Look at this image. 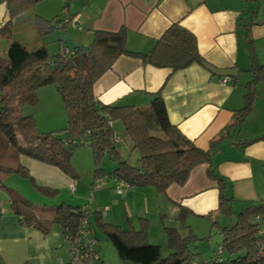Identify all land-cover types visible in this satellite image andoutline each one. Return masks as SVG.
<instances>
[{
  "label": "crops",
  "instance_id": "crops-1",
  "mask_svg": "<svg viewBox=\"0 0 264 264\" xmlns=\"http://www.w3.org/2000/svg\"><path fill=\"white\" fill-rule=\"evenodd\" d=\"M66 4L73 23H66L65 29L76 41L73 47L87 46L96 30L115 32L122 28L126 48L147 53L162 33L178 22L195 35L205 62L217 69H235V77L215 75L197 63L174 71L122 54L93 84V94L103 104L145 107L152 95L159 93L171 124L199 149L207 150L214 144L211 166L225 181L226 194L233 197V209L264 200V80L256 85L249 116L240 127L231 125L244 104L245 85L251 77L247 31L258 63H264L261 4L253 0H69ZM49 12L34 15L51 19ZM17 18L12 19L13 29ZM9 20L5 3H1L0 29ZM16 40L30 48L44 45L39 38L33 44ZM39 90L58 92L54 85ZM118 152L124 159L121 142ZM132 153L137 154L134 149ZM87 154L93 162L92 152ZM135 157L134 163L138 155ZM14 161L8 165L21 164L32 180L15 172L0 174V264H68L67 244L60 224L54 221L56 207L61 204L90 207V227L102 264L133 263L121 261L106 239L96 234L93 223L101 232L100 221L124 230L129 223L138 229L139 219L146 218L150 223L154 215L161 234L158 229L153 232L150 223L147 239L151 244L150 238L155 236L161 243L166 241L163 227L179 229L176 223L181 207L191 212L186 219L192 218L188 226L195 235L208 225V219L225 223L217 208V182L206 173L208 163L194 166L183 185L171 184L160 193L149 186L126 185L112 176L115 165L102 168V178L111 179V183H105L95 178L93 163L83 179L72 161V174L25 154H15ZM11 194L19 198L16 209L11 205ZM168 221L174 226H168Z\"/></svg>",
  "mask_w": 264,
  "mask_h": 264
},
{
  "label": "trees",
  "instance_id": "trees-1",
  "mask_svg": "<svg viewBox=\"0 0 264 264\" xmlns=\"http://www.w3.org/2000/svg\"><path fill=\"white\" fill-rule=\"evenodd\" d=\"M36 1L38 0H0V4L5 3L10 16L9 22L0 29V35H8L12 19L29 10ZM253 1L264 8V0ZM66 3L64 2L65 9ZM67 18L70 19L67 13H63L53 24L52 18L35 15L33 22L37 33L42 35L54 26H66L70 22L66 21ZM261 22L264 23V17ZM246 39L251 79L245 85L244 104L236 111L231 124L237 127L251 113L256 85L264 80V63H258L248 31ZM60 48L51 53L45 45L30 48L11 38L6 56H0V133L5 137L3 141L8 143L7 147L15 148L17 155H28L72 174L69 148L79 144L88 146L92 152L96 179L103 175L100 161L107 157L115 162L112 176L131 187L149 186L160 193H164L171 184L183 185L194 166L208 163L206 173L217 182V208L225 223L211 222V229L217 226L222 235L221 248L210 261L204 262L264 264V229L261 228L264 224V200L249 203L237 212L233 209V197L226 194L225 181L211 166L214 144L207 150L199 149L171 124L159 93L152 95L145 107L103 104L93 94V84L122 54L139 58L143 63L154 67H169L174 71L193 63L202 65L204 59L199 54L195 35L174 22L147 53L129 51L125 46V32L122 28L115 32L96 30L87 46H75L69 49L70 53L67 55L62 54ZM48 85L57 87L67 123L59 130L37 132L34 119L21 115L20 110L24 105H34L37 101L36 91ZM117 121L121 123L124 134L138 155L134 164L123 159L118 152L121 137L114 128ZM60 132H63V136ZM68 139L74 142L66 143ZM251 141L253 140L247 143ZM11 172L32 180L28 170L21 164L9 166L0 163V174ZM19 202V198L11 194L12 207L16 209ZM79 207L67 204L56 207L54 221L60 224L63 234L76 230L80 218L77 212ZM189 213L191 214L188 209L181 207L177 217L180 226L186 228V233H181L176 227H163L168 248L166 254L162 253L159 244L148 242L149 222L146 218L139 219L138 229L128 225L124 230L119 225L101 221L99 227L123 262L192 264L196 253L190 245L199 238L185 224ZM223 252L227 254V258L220 260Z\"/></svg>",
  "mask_w": 264,
  "mask_h": 264
},
{
  "label": "rangeland",
  "instance_id": "rangeland-1",
  "mask_svg": "<svg viewBox=\"0 0 264 264\" xmlns=\"http://www.w3.org/2000/svg\"><path fill=\"white\" fill-rule=\"evenodd\" d=\"M64 5L65 4L63 0L36 1L29 10L24 12L23 15L20 14L18 16L17 18L18 21L14 22L15 28L13 29L11 26V31H9L8 35L0 36V56L2 57L6 56L7 47L11 38L12 39L18 38L19 40L28 44H33L32 42H34L39 38L40 41L43 42V44L47 47V49L51 53L58 51L59 45L63 47L68 46L69 48L72 49L76 41L72 39V35H70V31L65 29V26L64 27L54 26L50 29V31L42 35H39L34 27V22L32 18L35 16L34 13L37 14L38 12H44L46 10H49L50 12L48 14L49 17L52 18V22H53L57 18H61L63 13L66 14L68 12V7L65 9ZM250 79L251 77L249 78V80ZM36 96H37V101L34 105H24L20 110L21 115L31 116L34 119L36 131L48 132V131H52L53 129L59 130L63 126H66L67 118L64 112V107L60 94L57 91L41 92V90L38 89L36 91ZM114 128L117 134L121 137L120 142L123 149L124 159L126 160L129 159L132 163H134L135 162L134 159L136 158L135 156L137 154L136 155L134 153L131 154L133 148L130 140L123 132L121 123L118 121L115 122ZM60 135L63 136V132H60ZM3 138L5 137L0 133V163L4 165L6 164L8 165L15 162L14 161L15 153L17 156L18 152L13 147H7L8 143L7 142L5 143L3 141ZM77 142L79 141L77 140ZM69 149H70V163L72 161L73 163L77 164L78 171L79 173L82 174L81 177L85 179L87 177L86 175H87L88 167L93 163L91 157L88 156L87 154L88 151L91 155V149L88 146H84L80 144L74 147H70ZM71 154L73 155L71 156ZM114 163H115L114 161L110 160L107 157H103L100 161V165L102 166V168L107 166L108 168L112 169V166L115 165ZM102 176L99 177L98 179H102L101 181L105 183H109V182L111 183V179L106 180V178H102ZM238 210L239 209L236 205L235 211L237 212ZM198 218L204 219L202 217L201 218L198 217ZM150 219H151L150 223L152 227L151 229L153 232H155L158 229L157 217L151 215ZM190 220H192V218H189V220L185 219V224L188 225ZM208 221H209L207 223L208 225H206V227L202 226L201 233H199V235H196L197 238H199V240L191 243L190 245V248L194 250V253H196L195 260L192 262V264H201L200 262L210 264L204 261L207 260L210 261L213 258L214 254H216L221 248L220 246L222 242V235L219 233V228L217 226H213L212 229L210 230L209 228L211 227V223H210L211 221L209 219ZM150 223L148 228L150 227ZM167 224L168 226H174L172 223H169V221ZM92 225H94L93 227L96 234L101 238H105L107 241L106 243H108L107 244L108 247H110V249H112V251L116 253L115 249L113 248L109 240H107V237L101 231L98 230L99 228L95 225V223H93ZM128 225L129 223H127V226ZM176 226L179 227L181 233L183 234L186 233V228L181 227L179 221L176 223ZM261 228L264 229V224H262ZM157 231H158V235L159 233L161 234L159 229ZM150 240L151 242H153L152 244H157V245L159 244L161 246L163 254H166L168 252L167 240L161 243L160 239H158L157 236H155V238L151 237ZM226 258H227V254L223 252L220 260H224Z\"/></svg>",
  "mask_w": 264,
  "mask_h": 264
},
{
  "label": "built area",
  "instance_id": "built-area-1",
  "mask_svg": "<svg viewBox=\"0 0 264 264\" xmlns=\"http://www.w3.org/2000/svg\"><path fill=\"white\" fill-rule=\"evenodd\" d=\"M68 2L69 0H63ZM66 21H72L67 18ZM62 54H69V48L61 46ZM73 140L68 139L66 143H73ZM73 190V189H72ZM120 192V189H118ZM80 215L76 230L65 232L63 234L68 248L69 263L68 264H102L99 251L97 248L98 242L90 227V214L91 209L86 205H82L77 209ZM59 264H63L60 262ZM206 264V263H204Z\"/></svg>",
  "mask_w": 264,
  "mask_h": 264
},
{
  "label": "water",
  "instance_id": "water-1",
  "mask_svg": "<svg viewBox=\"0 0 264 264\" xmlns=\"http://www.w3.org/2000/svg\"><path fill=\"white\" fill-rule=\"evenodd\" d=\"M202 65L208 69L211 73L218 75V76H225V77H235L237 75L235 69L230 68V69H217L210 65L207 62H203Z\"/></svg>",
  "mask_w": 264,
  "mask_h": 264
}]
</instances>
